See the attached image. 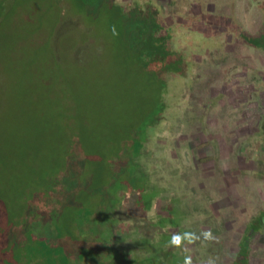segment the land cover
Masks as SVG:
<instances>
[{"label":"rangeland","instance_id":"1","mask_svg":"<svg viewBox=\"0 0 264 264\" xmlns=\"http://www.w3.org/2000/svg\"><path fill=\"white\" fill-rule=\"evenodd\" d=\"M263 25L264 0H0V264H264Z\"/></svg>","mask_w":264,"mask_h":264},{"label":"crops","instance_id":"2","mask_svg":"<svg viewBox=\"0 0 264 264\" xmlns=\"http://www.w3.org/2000/svg\"><path fill=\"white\" fill-rule=\"evenodd\" d=\"M197 19H199V18H197ZM199 22L203 23V21H201V19H200ZM219 25H220L219 31H221V29L222 30H226V31L228 30V28H231L232 29V25L229 23V21H225V24H224V22H222V24L216 25L217 28H218ZM223 26H225V27H223ZM233 28L235 29L236 32L239 31V30H236L237 28H235L234 26H233ZM263 31H264V25H263V28H262L261 32L259 33V38L260 39L257 40V43L254 42V41L252 42V44L254 45V47H256V49H252V47L247 46L248 43L245 44L244 41H241L240 40V42H243L245 44V46L248 47V49L250 50V52H260V55L259 54L258 55L261 58L262 63H263V67H262L263 70H260V71H261V73L263 75H262V78H261V82L258 85H256L255 87H252V90L255 92V94H257V100H259L262 103L264 102V41L262 40ZM241 35H242L241 31H239L238 36H241ZM247 35L248 34L243 35V36L246 37ZM254 36L256 37V35H254ZM255 43H256V45H255ZM258 72H259V70H257V73ZM237 75L238 74H235V76H237ZM227 80H229V79H227ZM229 82L230 81H227V85H229ZM236 83H238V81H235L234 82V84H236ZM263 124H264V122H263Z\"/></svg>","mask_w":264,"mask_h":264},{"label":"trees","instance_id":"3","mask_svg":"<svg viewBox=\"0 0 264 264\" xmlns=\"http://www.w3.org/2000/svg\"><path fill=\"white\" fill-rule=\"evenodd\" d=\"M224 19H222L221 21H223ZM198 21H200V19L198 20ZM214 27H217L216 25H214ZM212 25H210L209 27H208V30H209V33L208 34H213V33H215L216 31L215 30H213V28H214ZM196 28H198V30H200V27H197L196 26ZM219 29H220V25L218 26V28H217V31H219ZM237 30V29H236ZM242 33V32H241ZM243 35H245L244 33H242ZM245 37V36H244ZM262 40L264 41V31H263V37H262ZM263 126V129H264V124H262ZM261 148V150H262V152H264V145L262 144V146L260 147ZM260 150V149H259ZM139 154V153H138ZM137 154V155H138ZM156 186V185H155ZM157 187H159V186H157ZM161 194V193H160ZM162 195V196H161ZM161 195H158L157 197H156V199H155V208H157V209H160V207L162 208V204H163V201H164V199H163V194H161ZM167 195V194H166ZM160 196H161V198H160ZM167 201H169V199H168V197H166V202ZM161 202H162V204H161ZM176 203V202H175ZM174 207V206H173ZM175 207H176V209H178L179 208V206H178V203H176L175 204ZM178 207V208H177ZM180 209V208H179ZM167 211V210H166ZM167 215V214H166ZM175 221V220H174ZM176 222V221H175ZM179 227L181 226V225H178ZM177 226V227H178ZM182 227V226H181ZM182 229V228H181ZM181 229H179L178 228V230H181ZM177 234H180V231L179 232H177ZM182 234V233H181ZM247 236V235H246ZM246 236H245V238H246ZM191 237V236H190ZM171 238H172V236H170V240H169V242H167L168 240L166 239V245H167V247H169V246H172V244L170 243V241H171ZM172 256L173 257H175V260L179 263V262H181L184 258H182V255H180V253H178V252H176V251H173L172 252ZM189 259H190V264H195V263H197V260H198V258L195 256V254L194 253H190V256H189Z\"/></svg>","mask_w":264,"mask_h":264},{"label":"clouds","instance_id":"4","mask_svg":"<svg viewBox=\"0 0 264 264\" xmlns=\"http://www.w3.org/2000/svg\"><path fill=\"white\" fill-rule=\"evenodd\" d=\"M188 234H184L183 236L181 234H173L170 243L175 246H180L182 243V240L184 239V236ZM204 236L210 237L211 233L210 231L203 233ZM185 264H189L188 258H185Z\"/></svg>","mask_w":264,"mask_h":264}]
</instances>
